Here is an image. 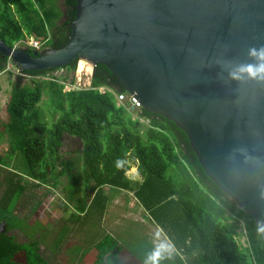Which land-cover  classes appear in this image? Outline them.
Segmentation results:
<instances>
[{"label": "trees", "instance_id": "1", "mask_svg": "<svg viewBox=\"0 0 264 264\" xmlns=\"http://www.w3.org/2000/svg\"><path fill=\"white\" fill-rule=\"evenodd\" d=\"M63 3L64 13L57 1L0 0V39L14 47L36 37L44 43L40 51L61 49L76 18V0ZM15 15L23 17V24ZM6 63L7 58L0 54V73ZM76 67L77 61L65 68L75 71ZM32 80L34 83L27 85L23 77L16 78L6 105L8 122L0 132V138L9 134L10 154L24 153L36 182L29 186L17 173H9L4 179L7 190L5 205L0 206V223L7 221V232L0 235V264H51L39 236L35 241L19 243L9 234L21 223L9 215H13L12 202L23 198L29 188L36 192L44 185L58 187L63 178L68 182L69 200L76 204V214L97 210L103 219L109 202L106 188L132 193L174 244V263L187 264L182 262L184 255L188 264H264L263 237L252 217L207 177L188 137L175 123L141 109L139 116L149 120L145 125L133 118L127 103L119 104L118 95L129 92L110 69L96 68L92 88L80 91L64 92L57 83ZM101 87L114 92L102 93ZM46 92L54 107L52 127L41 123ZM66 135L82 142L79 161L63 158ZM131 157L138 163L139 185L128 177ZM169 174L180 181L167 178ZM238 235L245 237L243 244ZM124 251V246L107 234L84 253L80 264H121Z\"/></svg>", "mask_w": 264, "mask_h": 264}, {"label": "water", "instance_id": "2", "mask_svg": "<svg viewBox=\"0 0 264 264\" xmlns=\"http://www.w3.org/2000/svg\"><path fill=\"white\" fill-rule=\"evenodd\" d=\"M70 25L61 49L31 53L0 39V54L26 72L106 66L144 111L186 134L240 210L264 220V81L228 75L229 61L251 62L248 48L264 45V0H76Z\"/></svg>", "mask_w": 264, "mask_h": 264}, {"label": "rangeland", "instance_id": "3", "mask_svg": "<svg viewBox=\"0 0 264 264\" xmlns=\"http://www.w3.org/2000/svg\"><path fill=\"white\" fill-rule=\"evenodd\" d=\"M58 3V7L64 13V3L63 0H51ZM17 15H15L16 17ZM19 22L23 24V17L17 16ZM62 23V22H61ZM60 23V24H61ZM26 36H29V28H24ZM37 41H41L36 37H31ZM26 40V39H25ZM24 41V40H22ZM21 41V42H22ZM20 47V46H17ZM23 48H28L23 45ZM44 48V46H43ZM42 48V49H43ZM51 49V48H49ZM83 60L78 61L76 69L81 66ZM81 68V67H80ZM79 68V69H80ZM92 69V68H91ZM92 73L96 69H92ZM2 77L5 78L3 83L0 84V92L4 89V93L0 94V132L4 130V125L8 122V115L6 111V105L11 97L13 85L15 84L16 78L11 75V73H4ZM76 79H73V83ZM89 77L83 74V78L80 82L82 87H88ZM24 84L31 85L34 80L23 81ZM92 88V84H91ZM51 106V107H50ZM54 109L51 105V97L48 92H46L43 102L41 104V112L43 119L41 123H47L49 127L54 124V119L51 117L52 110ZM137 112L134 113L136 118ZM60 113L57 114V117ZM147 125V124H145ZM11 145V139L8 133H4L0 138V206L5 205L4 200L6 199V182L4 179L10 176L9 173H17L22 178V182L34 183L35 179L30 174L25 163L24 153L17 152L15 155L9 153ZM82 150V142L74 137L66 135L63 141L62 156L66 159H72V161H79ZM5 158V161L4 159ZM130 167L137 165L134 158H129ZM132 171L128 174V177L134 185H139L141 177L137 174V177L131 175ZM173 178L174 181H180L176 175L169 174L167 178ZM36 183V182H35ZM60 186L54 187V185H44L39 188L36 192L34 190H29L26 195L18 199V201L12 202V207L10 208L13 215L10 213H3L12 217L13 221H17L18 218L21 220L20 226L12 229L10 235L15 236L19 243H28L31 240L38 239L42 241L43 245L46 246L44 249L45 257L51 262V264H80L83 259V253H85L97 239H93V236L99 238L103 235L105 227L102 224V218L99 216L97 210H91L89 214L85 216H80L79 214H73V219L69 220V216L72 213H77L75 210L76 204L69 200L70 194L68 189V182L65 178L61 179L59 183ZM46 186L51 188L47 189ZM33 187V186H31ZM35 187V186H34ZM105 193L107 196H115L114 191L111 188H106ZM130 195L132 193L128 192ZM35 194H38L35 196ZM230 198H228L229 200ZM231 200V199H230ZM47 201H52L50 203V208L47 207ZM232 201V200H231ZM16 202V203H15ZM139 202V201H138ZM49 204V203H48ZM132 218H139L137 216H132L130 214H123L116 221L121 229L126 228L127 221ZM140 219V218H139ZM104 221V220H103ZM141 221V220H140ZM134 223V222H133ZM136 225V223H134ZM140 224V223H139ZM137 226V225H136ZM109 227V226H108ZM149 227V226H148ZM110 228V227H109ZM238 229V232H240ZM91 231L96 234L92 235L90 239ZM115 233L116 230H113ZM145 226L138 227L136 229V236L133 237L131 243H125V251L122 255L121 264H142L145 253L153 247V237H149L145 232ZM150 234V233H149ZM162 238H165L164 234L161 233ZM238 241L243 244V237L237 236ZM176 251H174L170 259L165 260L163 264H177L176 259H174ZM182 262L189 263V258L182 255Z\"/></svg>", "mask_w": 264, "mask_h": 264}, {"label": "crops", "instance_id": "4", "mask_svg": "<svg viewBox=\"0 0 264 264\" xmlns=\"http://www.w3.org/2000/svg\"><path fill=\"white\" fill-rule=\"evenodd\" d=\"M2 74H4V73H0V84L3 83V81L5 79L2 77ZM5 90H7V89L4 87V89L0 92V94L4 93ZM137 113L139 115V112H137ZM133 115H134V113H133ZM133 118L136 119L134 116H133ZM131 171H132L131 175L133 177H137V174H135V173L136 172L138 173V163H137V165H134L131 167L130 172ZM139 181L142 182V178L139 179ZM49 188H51V187L47 186V189H49ZM112 191H114L115 196H108L109 202H108V206H107V211H106L104 218L102 219V224H104V226H105L103 228L104 234L101 235L99 238H96L93 236V239H97L96 243H98L101 239H103L105 237V235L109 234V235L115 237L124 246L125 243H127V244L131 243L133 240V237L136 236L137 226L138 227L145 226L146 231L150 233L149 234L145 231L149 237L154 235L158 229H161L158 225H156L153 222L150 214L138 202L137 198L133 194L130 195L128 192L113 190V189H112ZM51 202L52 201H47V207L50 208L49 205ZM75 209H76V206H75ZM130 213L132 216L138 215V217L140 219L139 218H135V219L130 218L127 221L128 226H126V228L121 229V227H119L117 222H116L118 220L117 218H119L123 214H130ZM73 214L74 213H72L69 216V218H70L69 220L73 219L72 218ZM79 215L85 216L84 214H79ZM133 222L136 223L137 226ZM113 230H116L117 233H115ZM96 233H94V234H96ZM162 233L164 234L165 238L169 239L168 236L164 233V231ZM94 234L91 231L90 239H92V235H94ZM161 237H162V235H161ZM33 241H35V240H33ZM44 249H46L45 245H44ZM83 255H84V253H83Z\"/></svg>", "mask_w": 264, "mask_h": 264}, {"label": "built area", "instance_id": "5", "mask_svg": "<svg viewBox=\"0 0 264 264\" xmlns=\"http://www.w3.org/2000/svg\"><path fill=\"white\" fill-rule=\"evenodd\" d=\"M23 45H25L28 48L40 51L42 50L44 43L42 41L39 42L35 39L29 38L20 42L19 44H16L14 47L15 48H17V46L22 47ZM86 65L90 66L88 65V63H86ZM80 67L81 66H79V68ZM90 67L93 69L92 66ZM79 68L75 69V71H69L67 68H60V69L50 70L40 75H31V74H25V72L22 69H20L18 66L15 65V63L11 60V58H8L3 73H11L15 78L23 77L24 81H31V79H36L49 83H57L63 87L64 92L90 89L92 84L93 71L88 72L87 68L81 71ZM84 73L85 76H88L90 80L88 81L89 86L85 88L82 87L80 84ZM74 78L76 79V81L73 83ZM99 89L102 93L106 92L107 90L114 92L112 89H108L107 87H101ZM118 102L120 105L127 103L128 109L132 113L139 112L142 109L141 103L135 97H132L129 94L118 95ZM136 119H139V121L143 124H147V125L149 124L148 119L141 118L139 115H137ZM243 242H245V237L243 238Z\"/></svg>", "mask_w": 264, "mask_h": 264}, {"label": "clouds", "instance_id": "6", "mask_svg": "<svg viewBox=\"0 0 264 264\" xmlns=\"http://www.w3.org/2000/svg\"><path fill=\"white\" fill-rule=\"evenodd\" d=\"M247 54L251 62H228L231 65L228 69L229 78L237 82L245 79L264 81V45L250 46ZM256 229L264 232V220L257 221ZM162 232V229L155 232L153 247L145 253L142 264H163L172 257L175 246L169 239L161 237Z\"/></svg>", "mask_w": 264, "mask_h": 264}, {"label": "bare ground", "instance_id": "7", "mask_svg": "<svg viewBox=\"0 0 264 264\" xmlns=\"http://www.w3.org/2000/svg\"><path fill=\"white\" fill-rule=\"evenodd\" d=\"M86 68H87V71H88V72H91V71H92V69H91L90 66H87L86 63H83V62H82V63H81V68H80V70L83 71V70L86 69Z\"/></svg>", "mask_w": 264, "mask_h": 264}, {"label": "flooded vegetation", "instance_id": "8", "mask_svg": "<svg viewBox=\"0 0 264 264\" xmlns=\"http://www.w3.org/2000/svg\"><path fill=\"white\" fill-rule=\"evenodd\" d=\"M23 47V46H22ZM25 49H27V48H25ZM29 49H31V48H29ZM78 63V62H77ZM24 71V70H23ZM24 72H26V71H24ZM1 73H3V72H1Z\"/></svg>", "mask_w": 264, "mask_h": 264}]
</instances>
